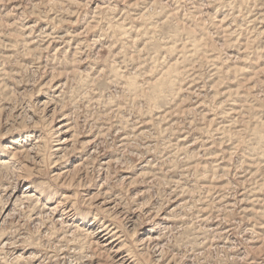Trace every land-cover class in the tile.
Segmentation results:
<instances>
[{"label":"rangeland","instance_id":"obj_1","mask_svg":"<svg viewBox=\"0 0 264 264\" xmlns=\"http://www.w3.org/2000/svg\"><path fill=\"white\" fill-rule=\"evenodd\" d=\"M0 264H264V0H0Z\"/></svg>","mask_w":264,"mask_h":264},{"label":"bare ground","instance_id":"obj_2","mask_svg":"<svg viewBox=\"0 0 264 264\" xmlns=\"http://www.w3.org/2000/svg\"><path fill=\"white\" fill-rule=\"evenodd\" d=\"M58 40V39H57ZM50 102V101H49ZM45 104V103H44ZM53 119V118H52ZM54 122V120L53 121H51V123H53ZM53 125V124H52ZM64 126H66V127H68L67 129H63V128H61V127H64ZM61 127H58V129L60 128V130H59V132L61 133V134H63L64 135V137H59V136H57L58 137V139H56L57 140V142H53V141H55V140H53V138L52 137H56V136H53L54 135V131L53 130H51V132H50V141L49 142H52L53 143V146H52V149H53V151L56 153V154H58V153H60V152H62V151H64V149H65V147L72 141L71 139H70V137L68 136L69 134V132H72V130H73V128L72 127H69L67 124H64V125H62ZM143 132V131H142ZM143 134V133H142ZM43 140V137L41 138H39L38 140H36V141H34V142H30L29 144H27L26 145V147L23 149V150H20V151H18V150H16L17 149V147L15 148V152H12L13 153V156L16 158V156H26V157H28V158H34V159H36L35 157L37 156V151L39 152V147H40V142ZM72 144H74V143H72ZM122 146V145H121ZM72 149V148H71ZM79 149V148H78ZM180 149V148H179ZM72 153H73V151H72ZM96 153V152H95ZM39 155V154H38ZM12 156V157H13ZM53 156V155H52ZM64 156V155H63ZM80 156V155H79ZM59 157V156H58ZM39 159V158H38ZM63 159V158H62ZM38 162V161H37ZM4 163V162H3ZM22 163V162H21ZM33 164L32 165H25L24 164V166H22V168L23 169H25V171L30 175V176H33V177H37L38 178V175H36L37 173H38V169H37V167H36V165L37 164H35L34 162H32ZM103 163V162H102ZM23 165V164H22ZM54 165V164H53ZM104 170V169H103ZM61 176H62V173L59 175V174H57L56 175V180H59L60 178H61ZM109 204L110 203H113L112 201L111 202H108ZM104 205H106L105 203H104ZM56 207H58V206H55V207H53L54 209L56 208ZM104 207V206H103ZM110 208V206L109 207H105V209H109ZM104 209V210H105ZM110 213V212H109ZM134 217V216H133ZM122 232V231H121ZM100 233H103V234H105V236L106 235H108V234H112V235H116L117 237H114V238H112V239H110L107 243H99V241H97V244L100 246V247H102V248H105V247H109L110 246V248H112V249H114L118 244H115L114 242L115 241H118L121 237H122V235H118L119 233H120V230H117L116 229V227H113L112 229H109V228H104V229H100V231H99V233L98 234H100ZM104 236V237H105ZM122 242V240H119V242L118 243H121ZM113 251V250H112ZM115 251V253L117 254L119 251H121V249H119V250H114ZM127 255H129V254H127ZM113 258V257H112ZM124 260V259H123ZM159 260V259H158Z\"/></svg>","mask_w":264,"mask_h":264}]
</instances>
